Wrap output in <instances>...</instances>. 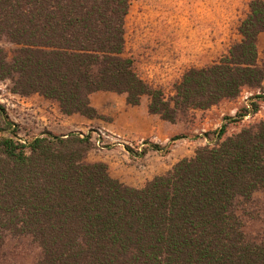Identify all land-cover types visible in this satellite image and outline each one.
I'll return each instance as SVG.
<instances>
[{"label": "trees", "instance_id": "obj_1", "mask_svg": "<svg viewBox=\"0 0 264 264\" xmlns=\"http://www.w3.org/2000/svg\"><path fill=\"white\" fill-rule=\"evenodd\" d=\"M132 0H0V81L21 97L38 94L63 115L110 118L92 106L97 91L125 95L137 106L176 123L197 110L252 92L233 116L142 187L113 177L104 161H89L91 133L43 131L29 141L0 103V250L25 240L38 249L31 264H264V102L259 37L264 0H250L239 39L211 64L189 67L167 96L136 70L126 50V17ZM149 139L131 157L149 150L167 155L174 141Z\"/></svg>", "mask_w": 264, "mask_h": 264}, {"label": "rangeland", "instance_id": "obj_2", "mask_svg": "<svg viewBox=\"0 0 264 264\" xmlns=\"http://www.w3.org/2000/svg\"><path fill=\"white\" fill-rule=\"evenodd\" d=\"M249 1L132 0L125 22L127 53L134 56L137 72L152 85L163 88L165 94L169 96L172 93L173 82L185 69L211 64L239 39L238 26L249 11ZM0 47L7 50L13 48L4 40H0ZM258 48L259 63L264 68V33L259 37ZM105 94L109 97L103 104L110 116H117L123 108L116 98H122L125 108L132 111L133 115L139 114V110H145L148 101V97L143 96L141 104L128 106L124 101L125 95L113 92ZM241 96L246 99L250 95L243 92ZM22 102V98L14 96L11 92L9 80L0 81V103L7 109L10 119L17 124L19 138L29 141L43 131L53 134H65L70 131L89 132L94 139V148L88 153L89 161L106 162L110 174L114 176L137 175L138 178L139 171L142 174L140 181L165 171L167 167L184 157L193 156L195 148L207 141L191 136L216 129L222 124L225 116H233L243 105V102L240 103L237 99L221 102L205 111L189 113L174 124L148 113L169 128L160 134L156 130L151 131L146 139L166 144L177 134L188 135V138L174 141L170 152L165 156L149 150L139 165L131 168L135 165L133 161L137 160L128 161L121 151L114 148L116 144L121 143L137 150L142 147V140H132L131 134L126 136L115 129V124L106 120L101 122L94 119L93 122L84 125L73 121L64 122L62 125L60 121H56L58 125L45 122L32 108L30 111L21 109ZM55 116L54 119L57 120L58 114ZM261 119H264V102H261L260 110L255 115L246 116L240 124H230L226 135L238 131L241 125ZM63 125L62 131L56 129V126ZM102 125H106L108 131ZM37 256L38 249L35 245L25 240L8 241L0 250V264H31Z\"/></svg>", "mask_w": 264, "mask_h": 264}, {"label": "crops", "instance_id": "obj_3", "mask_svg": "<svg viewBox=\"0 0 264 264\" xmlns=\"http://www.w3.org/2000/svg\"><path fill=\"white\" fill-rule=\"evenodd\" d=\"M98 92L100 94H97ZM243 92H246L248 95L252 94V92H249V91H246V90L243 91ZM105 93H112V92L97 91V92L92 93L91 96H90V100H91L92 106H94L98 110V112L100 114H102V115H104L106 117H110V120H106V121L115 124V129H118V131H121L122 133L126 134V136H128V135L131 136L132 135L133 136L132 140H134V139H136L137 141L144 140V139H146L145 137L148 136L149 133L151 131H154V130L158 131L159 134L161 132H163L164 130H168L169 126H166L160 120H155L154 118H152V116H150L148 114L149 113V111H148V102H149V100L146 102L145 110H139V114L136 113L135 115H133L132 111H129L127 108H125L123 99L122 98H116V101L121 102V104L123 105V108H121V111H119L117 116H110L107 113V109L104 108V104H103L105 102V99L107 97H109V96H107L108 94H105ZM142 99L143 98H141V103L143 102ZM244 100H245L244 96H239L237 98V101L240 102V103L241 102L244 103ZM22 101L23 102L21 103L22 104L21 109L26 110V111H30L31 108H32V110L35 113L38 112L40 118H42L45 122L55 123V125H58L56 123V121H60L61 125L64 122L67 123L69 121L78 122V123L84 125V124L91 123L94 120V119H88V118H86L84 116H81L79 114H73V115H70V116L63 115L59 111V108H58V105L56 104V102H53V101L48 100V99H45V98H43L42 96H40L38 94H33V95H30V96H27V97H22ZM124 101L126 103L125 98H124ZM224 102H229V101H223V103ZM128 106H131V105H128ZM56 114H58V116H59V118L57 120L54 119L56 117L55 116ZM152 115H154V114H152ZM157 116L158 115H156V117ZM158 118L161 119L159 116H158ZM99 120L101 122H104L103 119H99ZM102 126H103L104 129H106L108 131L109 128L106 125H102ZM56 129L59 130V131H62L64 129V125L63 126H56ZM114 149L121 151L123 153V156L126 159H128V161H132L133 159L137 160V161H133V164H135V165H133L131 168H135L136 164L139 165V163L141 162L142 158H144L146 156V154L148 153L147 152L142 157H131L129 155V153L127 151H125L126 150L125 149V145L121 144V143L116 144V148H114ZM114 149H112V150H114ZM172 165L167 167V169L165 171H163V172H160L158 174L151 175L149 177L143 178L142 181H140V178L142 177V174H140L139 171H138V173H139L138 174V178H137V175H134V176H131V177L130 176L124 177V176H121V175H115V176L112 175V176L117 178V179H119L121 182H123V183H125L127 185L139 188V187H142L145 184L146 181L151 180L154 176L160 175V174H164L165 172H167L172 167ZM137 183H139V184H137Z\"/></svg>", "mask_w": 264, "mask_h": 264}, {"label": "built area", "instance_id": "obj_4", "mask_svg": "<svg viewBox=\"0 0 264 264\" xmlns=\"http://www.w3.org/2000/svg\"><path fill=\"white\" fill-rule=\"evenodd\" d=\"M14 96H17V97H19V98H22L21 96H19V95H16V94H13Z\"/></svg>", "mask_w": 264, "mask_h": 264}]
</instances>
